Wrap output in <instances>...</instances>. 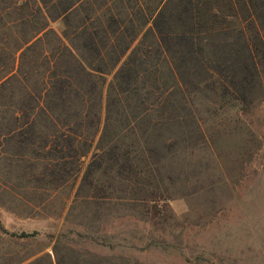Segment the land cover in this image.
<instances>
[{"label":"rangeland","instance_id":"rangeland-1","mask_svg":"<svg viewBox=\"0 0 264 264\" xmlns=\"http://www.w3.org/2000/svg\"><path fill=\"white\" fill-rule=\"evenodd\" d=\"M217 2L213 29L237 25ZM10 113L0 106V264H264V77L248 104L201 83L151 154L141 143L100 169L96 145L58 161Z\"/></svg>","mask_w":264,"mask_h":264},{"label":"trees","instance_id":"trees-1","mask_svg":"<svg viewBox=\"0 0 264 264\" xmlns=\"http://www.w3.org/2000/svg\"><path fill=\"white\" fill-rule=\"evenodd\" d=\"M228 3L237 25L225 15L216 31L217 0H0L8 123L58 161L96 145L100 169L130 163L141 143L151 154L201 83L248 104L264 77V4Z\"/></svg>","mask_w":264,"mask_h":264}]
</instances>
